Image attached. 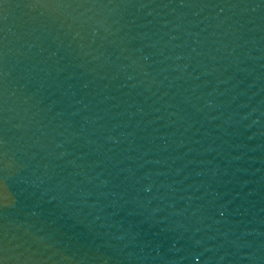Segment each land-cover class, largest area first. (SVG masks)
Wrapping results in <instances>:
<instances>
[{"label":"water","instance_id":"1","mask_svg":"<svg viewBox=\"0 0 264 264\" xmlns=\"http://www.w3.org/2000/svg\"><path fill=\"white\" fill-rule=\"evenodd\" d=\"M0 264H264V0H0Z\"/></svg>","mask_w":264,"mask_h":264}]
</instances>
